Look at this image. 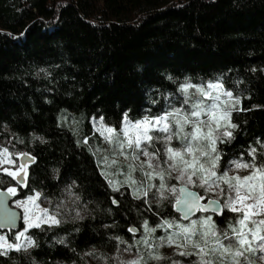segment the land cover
I'll return each instance as SVG.
<instances>
[{"label":"trees","instance_id":"16d2710c","mask_svg":"<svg viewBox=\"0 0 264 264\" xmlns=\"http://www.w3.org/2000/svg\"><path fill=\"white\" fill-rule=\"evenodd\" d=\"M185 77L193 84L222 77L242 97L237 108L245 110L231 117L234 139L217 144L225 159L264 151V0H0V138L17 139L37 157L30 183L51 207L73 193L80 200L69 208L87 205L83 220L71 211L59 225L29 230L38 247L11 251L0 264H88L89 250L110 256L116 249L110 237L132 242L131 197L119 209L110 203L96 157L77 139L89 135L90 145H101L98 135L91 139V117L118 123L126 111L130 118L154 112ZM147 218L155 226L152 213Z\"/></svg>","mask_w":264,"mask_h":264},{"label":"snow or ice","instance_id":"6c2138e0","mask_svg":"<svg viewBox=\"0 0 264 264\" xmlns=\"http://www.w3.org/2000/svg\"><path fill=\"white\" fill-rule=\"evenodd\" d=\"M177 93H169L171 99L165 96L162 108L136 118H130L127 111L118 123L106 122L104 115L91 117V139L98 134L107 147H93L89 135L77 139L78 145L88 147L96 157L99 174L112 192L110 203L122 208L124 198L130 196L135 206L136 222L126 228L134 243L122 236L110 239L117 241V253L133 248L136 253L124 260L103 253L98 258L105 264L109 259H115L116 264H184L174 256L195 257L186 264H264V151L250 147L234 159H225L228 154L217 146L234 139L233 130L238 125L231 117L233 111L245 110L237 108L242 97L225 88L222 77L196 84L185 77ZM32 139L47 143L44 136L35 133ZM36 160L29 152H10L0 146V174L14 185L6 191L22 197L14 203L23 209L24 224L10 239L0 235V256L9 257L11 251L27 254L30 248L38 247L29 230L59 225L60 217L71 211L76 213L74 219H84L81 212L87 211V205L83 210L67 208L62 202L40 207L37 201L46 197L30 183L29 166ZM240 170H247V174L241 175ZM53 172L59 174L60 170L54 168ZM54 178L59 179V175ZM76 183L71 180L65 191ZM72 195L75 205L80 196ZM107 211L112 213L113 209ZM148 213L156 218L155 226L150 225ZM130 214L131 210L124 213ZM15 217V210L9 209V228ZM217 220L223 221V226ZM4 227L0 222V229ZM141 229L143 233L136 239ZM157 229H164V233L156 235ZM64 242L61 238L60 243ZM121 243L127 245L123 250ZM165 246L173 248V253H163ZM97 252L93 248L84 255L96 257Z\"/></svg>","mask_w":264,"mask_h":264},{"label":"rangeland","instance_id":"374dc122","mask_svg":"<svg viewBox=\"0 0 264 264\" xmlns=\"http://www.w3.org/2000/svg\"><path fill=\"white\" fill-rule=\"evenodd\" d=\"M11 138H12L11 140H13V141L8 140L7 138H0V146L8 147V149H9L10 152H27V151L23 150L22 148H20L18 146L19 142H18L17 139H15L13 137H11ZM99 140H100L101 145L103 147H107V145L104 142H102V140L100 138H99ZM19 158L20 157H18V156L16 157V159L18 161H19ZM141 159H143V157H141ZM240 174L241 175H246L247 174V170H240ZM121 179H122V177H121ZM8 186H14L12 184V181L6 175L0 174V189H2L4 187H5L4 189H7ZM16 199H22V197H16L15 196L14 199H13V202H12V206L15 207V208H17V209H19L21 211V213L23 214V209L22 208H18L16 206V204L14 203V201ZM73 199H74V197L72 195H69L68 196V199L66 198V200H65L64 206L67 207V208H69L68 206H70L73 203V201H72ZM37 203L40 204V207H51L50 201H48L47 199L39 200V201H37ZM67 204H68V206H67ZM29 207L31 208V204L29 205ZM35 211L36 212H39V209H36ZM22 223H23V219H22ZM23 227H24V224L22 225L21 228H23ZM163 231H164V229H157L156 230V235H162L163 234ZM0 235H5V232H0ZM140 235L141 234H137L136 235V239H139ZM132 243H134L133 240L129 244H132ZM125 247H127V246L122 247L121 250H123ZM136 251H137L136 249H132L131 252H128V253H124V252L117 253L116 252V249H115L110 254L109 257H116V256H118L120 260H124V259L131 258V256H133L136 253ZM161 251L163 253H165L166 255H168V254L173 253V248H170V247L165 246V247H163L161 249ZM98 257H99L98 255L96 257L88 256L87 257L88 264H105V261L102 260V259H99ZM174 258L175 259H180L182 262H184V264H186V262H187V260L186 259H182V257L174 256ZM56 264H74V263L58 262ZM107 264H116V260L115 259H109L107 261Z\"/></svg>","mask_w":264,"mask_h":264},{"label":"water","instance_id":"95a60500","mask_svg":"<svg viewBox=\"0 0 264 264\" xmlns=\"http://www.w3.org/2000/svg\"><path fill=\"white\" fill-rule=\"evenodd\" d=\"M14 197L15 196L8 193L6 189H0V222L5 225L3 229H0V232H14L16 229L21 228L22 213L19 209L12 206ZM9 209H13L16 212L15 223L11 228H9L8 220L6 218Z\"/></svg>","mask_w":264,"mask_h":264}]
</instances>
